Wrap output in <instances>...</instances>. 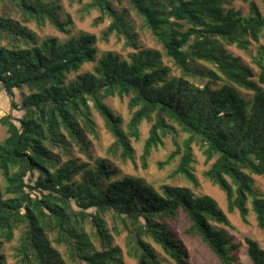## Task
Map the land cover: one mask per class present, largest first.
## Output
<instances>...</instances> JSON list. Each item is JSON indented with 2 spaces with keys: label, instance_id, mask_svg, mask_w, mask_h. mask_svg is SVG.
<instances>
[{
  "label": "trees",
  "instance_id": "1",
  "mask_svg": "<svg viewBox=\"0 0 264 264\" xmlns=\"http://www.w3.org/2000/svg\"><path fill=\"white\" fill-rule=\"evenodd\" d=\"M232 1L88 0L85 12L110 20L99 40L114 36L131 48L122 57L98 56L93 35L71 37L72 23L62 19L56 0H0V89L20 113L0 118L6 129L0 142V264H7L2 251L15 232L17 264H124L123 253L136 264H189L172 227L179 214L188 223L183 236L199 239L221 264H234L233 238L217 227H230L225 213L211 197L193 192V145L210 163L204 178L224 193L227 212L237 211L244 224L252 212L264 232V193L255 187L256 177L264 186V0L262 12L253 0H239L248 5L246 16L227 8ZM130 12L161 52L138 45ZM29 23L68 39H39ZM232 46L248 54L256 71L227 51ZM89 64L91 72H81ZM172 68L178 76L170 75ZM113 97L127 99L125 127L103 104ZM91 107L113 139L107 157L135 165L130 138L138 140L141 124L150 123L141 166L169 136L174 150L158 167L178 157L173 174L192 187L155 191L122 175L108 158L94 157ZM180 134L186 137L178 141ZM73 147L86 162L72 155ZM107 215L120 227L115 233L124 234V252L114 245ZM245 244L250 263L264 264L259 244Z\"/></svg>",
  "mask_w": 264,
  "mask_h": 264
},
{
  "label": "rangeland",
  "instance_id": "2",
  "mask_svg": "<svg viewBox=\"0 0 264 264\" xmlns=\"http://www.w3.org/2000/svg\"><path fill=\"white\" fill-rule=\"evenodd\" d=\"M61 8L62 19L65 20L67 17L71 21L70 36H78L79 34H90L95 36L98 41L96 47L98 49V56L105 54L107 52H112L114 54L121 55L125 57L128 52H131V48L124 46V40L122 38L117 39L114 36L109 37L107 42H103L100 39L102 32L109 24L108 18H103L100 20L98 11L90 10L85 12L84 6L88 0H56ZM257 5L259 10L262 12V3L261 0H253ZM227 8H231L234 11H241L242 15L246 16L248 14V5L247 3L241 2L239 0L232 1ZM130 18L134 20V32L137 35L138 45L154 49L161 52L160 47L156 45L149 33L141 28V22L133 13H129ZM28 28L31 29L36 36L41 39L44 37H57L60 41L68 39V36L63 35L55 31L52 27L47 26L43 29H37L33 23L27 24ZM259 44H262L260 40ZM258 44L253 43L249 47V52L254 54V50ZM227 51L232 54L234 57H239L242 62L251 67L254 71L256 68L250 63V58L248 54L237 49L236 47H226ZM162 61L165 65L171 67V64L167 59L162 58ZM92 64L85 65L82 68L81 72H91ZM171 76H178L179 73L175 69H171ZM245 94V93H244ZM103 104L106 105L113 113L120 116L122 119L123 127L127 124L131 113L127 109V99L120 100L117 97L105 98L103 99ZM11 113L13 117H18L20 113L15 110H11L9 98L1 93L0 89V118L4 115ZM92 119L96 126V137L92 138L88 136V139L91 142V151L92 155L96 158H108L113 164L120 170L122 175H130L136 178L141 179L147 186L159 191V188L163 185L170 186H179L191 188L192 185L181 175H175L174 170L178 165V157L160 169L158 167L159 162H164L170 153L174 150L171 138L168 136L163 139V145L158 146L154 149L147 160V166L144 169L141 166V153L142 147L145 139L148 136V131L150 123L143 122L139 127V138L134 140L130 138L131 146L134 150L135 156V165L126 161L125 163L120 162L118 159H113L107 157L106 151L113 143L111 135L107 132L105 128V122L101 115L91 107ZM6 137V129L0 125V142ZM186 137L185 134H180L179 140ZM193 162L191 164L192 173L195 176L198 187L193 190L195 195L202 196L206 195L211 197L216 201L218 207L225 213L230 227L218 226L219 228L225 229L230 237L233 238V243L236 246V250L233 252L235 263L234 264H251L247 257V246L245 244V239H251L256 241L260 248L264 250V232L260 231L257 228L256 221L252 212L247 217V224L242 223L237 211L231 213L227 212V203L225 200L224 193L221 192L218 188L213 187L205 178L204 173L209 168L210 163H205L204 156L201 153V150L193 145ZM72 155L79 159L80 162H86V158L79 153L75 147L72 148ZM0 183L2 179L0 176ZM255 187L260 193H264L263 180L261 178H255ZM90 213V211H89ZM106 227L109 230L110 234L113 236L114 245H118L122 252L125 251V246L123 243L124 234L117 235L115 233V228L120 229L119 226H114V222L111 220L110 215L105 217ZM188 223L184 219L182 214H179L174 222H172V227L177 236L181 239L183 246L187 250L189 264H221L219 260L209 251V249L200 242L197 238L185 237L182 234V231L187 227ZM90 224L86 226L85 230L88 231ZM19 232H15V239L9 243L5 244L3 247L2 253L7 259V264H17L14 254V248L17 245V238ZM150 242V241H148ZM150 244L156 249L158 253L161 254L160 249L153 243ZM162 257H164L162 255ZM167 259V258H164ZM124 264H136L133 260L129 259L123 253ZM167 261L170 262L168 259ZM171 263V262H170Z\"/></svg>",
  "mask_w": 264,
  "mask_h": 264
}]
</instances>
